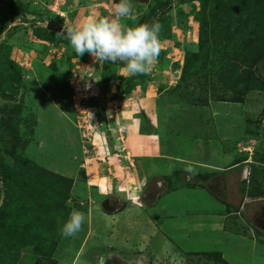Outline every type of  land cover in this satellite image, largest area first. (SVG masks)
<instances>
[{
	"label": "rangeland",
	"instance_id": "rangeland-1",
	"mask_svg": "<svg viewBox=\"0 0 264 264\" xmlns=\"http://www.w3.org/2000/svg\"><path fill=\"white\" fill-rule=\"evenodd\" d=\"M239 1L132 0L124 24L162 29L151 70L129 76L46 29L111 17L119 0H0V166L68 181L33 192L13 233L0 211V264H264V0ZM221 105L243 107L245 174L203 154L238 149L217 132ZM0 191L1 207L18 196L1 179ZM73 208L85 223L64 237Z\"/></svg>",
	"mask_w": 264,
	"mask_h": 264
},
{
	"label": "clouds",
	"instance_id": "clouds-1",
	"mask_svg": "<svg viewBox=\"0 0 264 264\" xmlns=\"http://www.w3.org/2000/svg\"><path fill=\"white\" fill-rule=\"evenodd\" d=\"M125 19L136 21L132 0L114 4L111 17L86 16L75 26L63 30L65 39L78 56L85 53L94 59L121 62L122 71L129 76L145 74L157 61L161 50L159 22L126 25ZM194 173L193 168L186 169ZM2 202V200H0ZM85 213L73 208L62 226L64 237H75L83 228Z\"/></svg>",
	"mask_w": 264,
	"mask_h": 264
},
{
	"label": "trees",
	"instance_id": "trees-1",
	"mask_svg": "<svg viewBox=\"0 0 264 264\" xmlns=\"http://www.w3.org/2000/svg\"><path fill=\"white\" fill-rule=\"evenodd\" d=\"M208 1H210V0H204V2H208ZM243 1L244 0H240L239 3H242ZM261 12H262V17H263V15H264V5H263V7L261 9ZM242 100H243V93H242V96L240 98H238V102L242 101ZM31 169L32 168H28V166H25V167L23 166L21 168L20 175H16V173L14 171H12L11 169H7L5 167H1L0 166V179L3 181L4 186H6V190L9 187L10 184H14V187L16 188V193H18V196L15 199H13V198H11V196H13V195H11V193H7V191H6V193H4V194L7 197H6V199L4 200V203H3L4 205L6 204L5 205L6 207H1L0 206V211L3 210V208H5L4 211L7 213V216L10 217V221H9L10 225L8 223V227L7 228H8V231L11 232V233L14 232L11 223L16 218V216L19 213H21V211L24 212L25 215H28V214L31 215L29 212L33 208H32L31 205L29 206V203L30 202H34V201H32L33 200L32 199L33 192L51 191L52 193H54L55 191H57L58 193H62V192L64 193L65 189L67 187V182L68 181H66L67 180L66 178L56 177V176H53V175H51L49 173H46L44 171H42L40 173L41 174L40 177L38 175L32 176L31 173L34 172V171H31ZM10 171H12L13 173H11ZM42 177H43V180H44L43 184L39 181L40 179H42ZM46 177L48 179H50V180H46ZM52 177L54 179H56V180H52L51 179ZM31 178L34 179L33 181H35V180L37 182L39 181L40 185L39 186H34L33 185V187L27 188L26 187L27 185H25L24 183H26V184L30 183L29 179H30V181H32ZM57 179H59L60 181L57 180ZM25 180L27 182H25ZM259 192L261 194H264L263 190L259 191ZM1 194H2V192L0 191V195ZM60 196H62V195H60ZM62 197L64 198V195ZM36 205H37L36 209H42L41 205H38V203ZM33 210H35V209H33ZM26 213H28V214H26ZM34 225H35V223L31 224L29 227H33ZM10 226H11V230H10ZM9 235H10V233H9ZM31 236H33V235H31Z\"/></svg>",
	"mask_w": 264,
	"mask_h": 264
},
{
	"label": "crops",
	"instance_id": "crops-1",
	"mask_svg": "<svg viewBox=\"0 0 264 264\" xmlns=\"http://www.w3.org/2000/svg\"><path fill=\"white\" fill-rule=\"evenodd\" d=\"M241 106V105H240ZM236 106L234 109L238 111L237 115H229L225 107L221 105V107L215 106L212 107L213 112H215V118H217L216 122H218L217 132L219 135L224 138V133L223 130H225V135L227 138H230L232 140H236L238 149L235 150L233 153H223L221 151H218L217 153L213 152L209 147H206L203 151V154L205 155V159L208 161V165L213 168V170H221L224 167H227L228 171L239 168L243 170L244 174L246 172V169L249 167V163H251L252 159V154L250 150L252 142H248L245 138H242V131L240 128V119L239 113L243 109V107ZM223 133V134H222ZM189 140V139H188ZM222 141V140H221ZM193 142V141H192ZM188 143V149H190V152H194V154L202 151V148L204 146L201 145H193V143ZM186 148V147H185ZM179 151V150H176ZM193 154V155H194ZM201 152H200V157H201ZM197 155V154H196ZM194 160L193 158H190V161ZM199 160L197 162H200V158L198 157ZM235 163V164H234ZM212 168H210L212 170ZM216 168V169H215ZM246 168V169H245ZM227 171V170H226Z\"/></svg>",
	"mask_w": 264,
	"mask_h": 264
},
{
	"label": "water",
	"instance_id": "water-1",
	"mask_svg": "<svg viewBox=\"0 0 264 264\" xmlns=\"http://www.w3.org/2000/svg\"><path fill=\"white\" fill-rule=\"evenodd\" d=\"M46 29L55 33H62L63 34V27L61 24L54 20H49L46 24Z\"/></svg>",
	"mask_w": 264,
	"mask_h": 264
}]
</instances>
